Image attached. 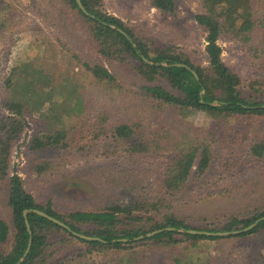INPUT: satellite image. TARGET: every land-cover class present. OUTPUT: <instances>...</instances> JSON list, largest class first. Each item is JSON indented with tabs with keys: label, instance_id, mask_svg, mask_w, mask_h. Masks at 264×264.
I'll return each instance as SVG.
<instances>
[{
	"label": "rangeland",
	"instance_id": "374dc122",
	"mask_svg": "<svg viewBox=\"0 0 264 264\" xmlns=\"http://www.w3.org/2000/svg\"><path fill=\"white\" fill-rule=\"evenodd\" d=\"M173 3L174 9L164 12L152 0H100L99 10L119 18L151 47L172 46L192 63L207 67V32L195 20L201 4ZM249 3L256 24L251 39L222 31L218 43L224 63L240 77L242 96L264 104V0ZM84 15L62 0H0V125L11 117L24 125L23 133L11 142L10 176L19 175L38 204L50 203L62 215L98 212L131 198H162L165 207L143 212L139 224L163 222L171 214L190 228L207 231L223 229L233 217L248 219L252 212L264 211V157L250 153L264 136V116L217 119L188 110L181 116L145 90L162 86L176 93V88L161 76L148 81L137 70V60L117 53L116 42L103 53L87 18L90 14ZM86 65L105 68L114 81L99 80ZM9 79L20 88L28 84L34 91L32 101L39 103L32 105L22 94H14L7 86ZM13 101L21 111L9 107ZM120 126L130 127L133 134L116 136ZM42 133L60 134L58 143L34 147ZM4 134L0 130V137ZM189 148H197L200 157L207 148V171L198 175L194 168L179 190L166 189V170ZM0 217L10 227L1 245L9 252L16 230L3 180ZM125 218L120 217V230L134 222ZM65 239L64 232L53 231L47 254L36 264H264V228L196 244L136 241L139 244L127 250H91L85 243Z\"/></svg>",
	"mask_w": 264,
	"mask_h": 264
},
{
	"label": "trees",
	"instance_id": "16d2710c",
	"mask_svg": "<svg viewBox=\"0 0 264 264\" xmlns=\"http://www.w3.org/2000/svg\"><path fill=\"white\" fill-rule=\"evenodd\" d=\"M72 10L84 13L80 10L76 0H62ZM82 4L90 14L96 19L88 16L93 24V35L99 42L103 53L110 52L112 46L116 43L120 45L117 53L128 54L133 60H137L139 66L137 70L148 81H153L156 76L165 78L168 83L176 88V93L165 89L162 86H152L146 88V94L153 100L161 102L168 107L180 111L184 115L185 111H201L215 118H237L243 115L264 116V104L251 102L244 98L239 92L241 84L240 77L232 71L222 59V48L219 45V37L222 31L235 33L241 39H251L250 33L255 28V23L251 18V7L249 0H198L201 4V13L195 16L196 22L206 29V47L205 51L208 57V66L202 67L191 62L190 58L181 51H176L174 47L153 48L148 43L140 40L129 30L124 23L114 16H109L100 12V0H81ZM156 9L171 12L174 9L173 0H152ZM85 16V15H84ZM119 30H122L132 39L130 41ZM112 40V42H110ZM182 64L184 66H178ZM87 69L99 80L114 81V77L103 67L87 66ZM25 84V83H22ZM27 85L20 88V84L14 85L12 79L8 80L7 86L16 95H23L28 103L36 105L38 100L32 101L34 91L27 89ZM77 92V90H75ZM22 94V95H21ZM78 101V100H77ZM17 102V100H16ZM15 101L10 102V108L21 111L19 104ZM81 104L76 102V107ZM187 111V112H188ZM19 113V112H18ZM186 115V113H185ZM184 115V116H185ZM0 130H4V136L0 137V180L5 181L8 186V204L12 211L13 225L16 230L15 244L7 252L1 248L10 235L9 225L0 217V264H17L24 256L30 239L32 246L27 258L21 264H36L41 255L47 254L48 241L51 233L64 232L67 235V241L77 240L87 244L91 250L105 251L107 249L127 250L138 245L139 241H133L140 236H147L151 232L174 228V230H164L154 236L146 237L142 242H153L164 244L166 246L177 245L183 242L218 240L222 237H209L200 234H190L187 230H196L188 227L184 221L174 215L166 214L163 222L147 221L140 223L143 218V212L165 207L164 199L160 198L153 202L146 199L131 198L127 204H115L98 212L74 211L68 215H62L56 212L52 204L43 206L38 204L34 197L28 193L24 187L23 180L17 174L10 176L9 157L11 142L16 140L24 131V125L11 117L0 125ZM133 134L128 126H120L116 129V136L124 137ZM42 137L34 139L33 146L44 148L58 143L60 134H41ZM46 140L48 142H46ZM253 157H264V136L262 140L250 148ZM201 157L197 148H189L172 160L166 170V178L163 182L166 189L179 190L184 185L194 168L198 175L207 171L209 166V152L207 148L203 149ZM199 156V161H197ZM29 210L27 220L30 223L32 235L29 234L26 227L24 212ZM38 210L56 218L66 224L73 232L83 234L95 240H85L74 236L71 232L54 223L48 218L32 211ZM141 212V214L139 213ZM139 213V214H137ZM248 219H239L233 217L231 222L220 230H207L212 232H232L244 230L255 221L264 218V211L252 212ZM137 215V216H135ZM133 220L130 228L120 230L123 224L120 217ZM91 227L84 231V227ZM264 228V219L260 220L252 230L241 232L234 236H246L259 232ZM128 239V242L120 240ZM63 243V242H62Z\"/></svg>",
	"mask_w": 264,
	"mask_h": 264
},
{
	"label": "water",
	"instance_id": "95a60500",
	"mask_svg": "<svg viewBox=\"0 0 264 264\" xmlns=\"http://www.w3.org/2000/svg\"><path fill=\"white\" fill-rule=\"evenodd\" d=\"M76 1H77V4H78L80 10L84 14L89 15V13L87 12L86 8L82 4V1L81 0H76ZM93 18H94V16H93ZM119 31L122 34H124L130 41H132V39H131V37L129 35H127L122 30H119ZM178 66H184V65L178 64ZM32 211L38 213L41 216H44V217L48 218L49 220L53 221L54 223L60 225L61 227L65 228L66 230H68L69 232H71L76 237H79V238L85 239V240H89V241L96 239V238H92V237L85 236L83 234H79V233L73 232L66 224H64L63 222H61L60 220H58L56 218H53V217L49 216L48 214H46L44 212H41V211H38V210H32ZM29 212H30L29 210H26L24 212V217L26 219V227H27V230H28L29 234L32 235L31 226H30L29 221L27 220V215H28ZM262 219H264V218H262ZM262 219H260V220H262ZM260 220L254 222L253 224H251L250 226H248L244 230H239V231H232V232H210V231H199V230H187V232L190 233V234H195V235L200 234V235H205V236H209V237H225V236L237 235V234H239L241 232L252 230L256 225L259 224ZM164 230H172L173 231L174 228H167V229L157 230V231H154V232L150 233L147 236H140L138 238H135L134 241H141V240L145 239L146 237L154 236L155 234L161 233ZM120 241H122V242H128L129 240L128 239H123V240H120ZM31 246H32V239H30L28 248H27L24 256L20 259V261L17 264H21L22 262H24V260L27 258L28 254L30 252Z\"/></svg>",
	"mask_w": 264,
	"mask_h": 264
}]
</instances>
